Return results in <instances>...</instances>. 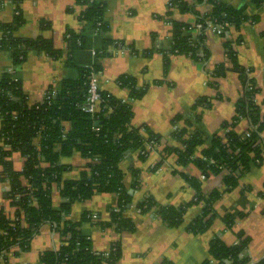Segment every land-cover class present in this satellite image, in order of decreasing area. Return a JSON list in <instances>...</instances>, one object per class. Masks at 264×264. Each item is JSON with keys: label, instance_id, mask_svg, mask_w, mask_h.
Here are the masks:
<instances>
[{"label": "crops", "instance_id": "crops-1", "mask_svg": "<svg viewBox=\"0 0 264 264\" xmlns=\"http://www.w3.org/2000/svg\"><path fill=\"white\" fill-rule=\"evenodd\" d=\"M186 1L201 14L213 9L210 0ZM219 1L233 8L244 7L248 19L238 28L232 26L224 35L208 29V60L172 55L166 69L161 50L172 46L173 26L169 20L185 23L196 20L192 12L171 8L170 0H103L106 4L104 20L109 26L106 35L81 20L84 7L76 0H0V25L12 20L20 10L25 21L15 32L18 37H43L63 52L61 57L54 59L44 51L31 49L24 62L15 64L10 51L0 50V82L3 75L14 68V76L22 81L31 103L42 102L49 91H60L64 80L79 79L85 68L96 65L100 68L97 70L100 89L118 98L130 96L129 90L118 82L123 74L134 76L141 87L148 85L145 94L132 101L131 125L147 126L162 136V149L150 153L146 160H142L137 152H131L121 161L125 186L133 195L131 206L124 213L134 222L135 230L119 233L114 227L100 224V221L110 220L111 209L118 204L119 196L115 193L98 192L89 199L76 200L67 216L77 221L85 213L91 215V219L83 223L82 231L97 252H107L120 241L122 255L116 264H162L164 261L203 264L211 258V242L220 240L231 246L239 242V233L249 238L246 254L251 264L264 260V152L261 161L252 163L232 189L225 182L228 169L205 175L195 162L181 164L177 154L161 152L166 146L182 147L171 134L176 125L185 126L184 120L194 119L197 114L200 120L190 127L203 135V143L195 148L196 156L202 155L213 138L223 137L227 143L225 136L229 131L244 136L247 131L257 129L255 144L264 145V0ZM253 17L256 20L253 21ZM48 25L50 28H45ZM70 31L84 35L86 41L84 47L75 49L72 54L68 40ZM105 38L122 42V45L110 46L111 54L101 56L98 51ZM227 43L245 68L246 78L253 79L258 89L255 102L259 107V119L256 123L243 116L233 124L237 104L245 96L247 83L233 69L227 56ZM218 65L226 66L227 70L224 75L215 77L212 73ZM200 99L209 100L210 105H197ZM177 116L181 120L175 125ZM250 154L256 156L254 152ZM11 160L15 169L21 171L24 168L25 157L20 152H14ZM87 162L88 159L79 152L63 158L62 163L71 166L63 174L64 178H79ZM159 162H162L159 168L153 169ZM187 177L199 181L205 197L220 193L213 201L216 216L204 233L188 230L189 223L200 215L206 203H194L197 190ZM7 191L5 182L0 183V206L13 216L14 208L10 206ZM147 196L153 197L158 206L188 205L184 223L170 227L155 209L142 213L138 204ZM52 202L56 209L69 202L57 184L52 187ZM227 215L235 217L231 225L226 221ZM62 240L52 224H44L28 251L15 248L0 264H43L42 253L57 249Z\"/></svg>", "mask_w": 264, "mask_h": 264}, {"label": "trees", "instance_id": "trees-1", "mask_svg": "<svg viewBox=\"0 0 264 264\" xmlns=\"http://www.w3.org/2000/svg\"><path fill=\"white\" fill-rule=\"evenodd\" d=\"M210 2L213 4L212 11L201 14L186 0H170L171 6L183 12L194 13L196 20L194 23L169 20L173 26L172 46L168 50H161L165 56L166 69L172 55H187L198 61L209 59L210 50L206 46L209 21L231 23L238 28L248 19L244 14V7L233 8L219 0ZM76 3L84 7L80 14L81 20L92 25L96 32L106 35L109 26L104 20L106 4L103 0H76ZM252 19L256 20L254 17ZM24 21L21 11L17 10L12 20L0 25V50L10 51L15 64L24 62L31 49L44 51L54 59L62 56V50L56 49L51 40L43 37H18L15 32ZM199 24L201 27L197 32ZM68 40L70 54L75 49L84 47L86 43L85 36L74 31L68 33ZM119 44L122 45V42L105 38L98 54L110 55V46ZM227 49L233 69L247 83L245 96L237 104V116L233 124L243 116L256 123L259 119V107L255 102L258 89L253 79L246 78V70L239 64L230 43H227ZM92 69L97 71L100 68L98 65L85 68L79 79L64 80L60 91H49L42 102L36 103L29 101L22 81L16 79L13 73L6 72L3 75L0 82V183L9 182L7 196L10 206L14 208L11 216L0 206V255L5 258V253L14 247H18L20 251H28L41 227L50 223L63 240L57 249L42 253L40 258L43 264H116L122 255L120 241L115 242L108 252H97L93 250L90 238L82 231L83 223L89 221L91 215L85 213L77 221L67 217L74 201L89 199L98 192L115 193L119 196L117 206L111 209L110 220L100 221V224L103 227H114L119 233L135 230L134 222L124 213L132 203L133 195L125 186L121 161L131 152H137L142 160H146L149 155L145 151L146 144L152 141L161 142L163 137L147 126L131 125L132 101L141 98L148 85L139 86L137 79L129 74H123L118 79L120 85L129 90V98L123 100L101 90L102 102L99 111L94 117L88 114L84 107ZM226 70V66L218 65L212 75H224ZM197 105L208 107L210 102L200 99ZM200 118L198 114L194 119L188 117L184 120L185 126L181 127L176 125L181 120L177 116L174 121L178 127L171 136L182 147L166 146L161 152L164 155L177 154L181 164L195 162L205 175L220 173L225 167L229 171L225 182L232 189L238 185L240 175L248 171L252 163L262 159L264 145L255 144L257 129L252 130L249 138L229 131L225 136L227 143H224L223 137L213 138L202 155L196 156L195 148L203 143V135L197 129L190 130V127ZM14 152H20L25 157V165L21 171L15 169L11 160ZM75 152L81 153L88 162L79 178L65 179L63 174L71 166L63 164L62 159ZM251 152L256 156L252 157ZM161 164L162 162L157 163L153 169L159 168ZM187 180L197 190L194 203H206L200 215L189 223L188 230L192 233H204L214 221L216 214L213 201L220 193L214 192L205 197L200 191L199 181L193 177H187ZM54 184L59 186L62 196L69 199L59 209L54 208L52 202ZM188 207L158 206L151 196L145 197L138 204L142 213L155 209L156 214L170 227H178L184 223ZM234 220L233 215L226 216L228 225ZM238 236L239 242L231 246L220 240L211 242V258L203 264H212V260L217 261V264H226L225 261H230V264H251V259L246 254L249 238H244L243 233ZM162 264L172 263L164 261ZM258 264H264V260Z\"/></svg>", "mask_w": 264, "mask_h": 264}, {"label": "built area", "instance_id": "built-area-1", "mask_svg": "<svg viewBox=\"0 0 264 264\" xmlns=\"http://www.w3.org/2000/svg\"><path fill=\"white\" fill-rule=\"evenodd\" d=\"M170 6H171V4H170ZM171 8H175V6H171ZM232 26L233 25L231 23L219 24V23H216V22L209 21V30H211V31H213V32H215L217 34H221V35H224L223 33L226 34L231 29ZM197 27H198L197 32H199V28L201 27V25L199 24ZM9 72H11V73H13V75H15V69L14 68L9 69ZM98 74H99L98 71H96L94 69L91 70V73H90V76H89V82H88V84H89V87H88V98H87V101H86L85 107H84L85 111L88 114H90L92 117H94V115L99 111V105L102 102L101 89H100L99 84H98ZM47 94H46V96H47ZM123 100H126V99H123ZM177 127L178 126H175L174 130ZM95 129L99 130L98 127H96ZM250 136H251V131H247L245 133V135L242 136V137L243 138H249ZM160 149H162V141L161 142L152 141V142L146 144L145 151L150 155V153L159 152ZM142 153H144V152H142ZM222 170L223 171L224 170L227 171V169L225 167H223ZM5 184H6L7 190H9V182L5 181ZM15 248H18V247H14L9 252H6L5 253L6 257ZM5 259L6 258L4 257V255H0V262L4 261ZM225 262H226V264H230V261H225ZM211 263L212 264H217V261L212 260Z\"/></svg>", "mask_w": 264, "mask_h": 264}, {"label": "water", "instance_id": "water-1", "mask_svg": "<svg viewBox=\"0 0 264 264\" xmlns=\"http://www.w3.org/2000/svg\"><path fill=\"white\" fill-rule=\"evenodd\" d=\"M130 206H131V204L128 205V207H130Z\"/></svg>", "mask_w": 264, "mask_h": 264}]
</instances>
